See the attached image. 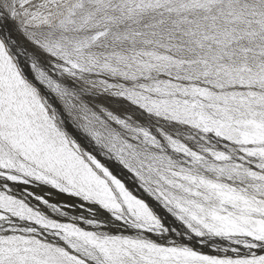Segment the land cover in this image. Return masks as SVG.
<instances>
[{"label": "snow or ice", "instance_id": "obj_1", "mask_svg": "<svg viewBox=\"0 0 264 264\" xmlns=\"http://www.w3.org/2000/svg\"><path fill=\"white\" fill-rule=\"evenodd\" d=\"M0 264H264V0H0Z\"/></svg>", "mask_w": 264, "mask_h": 264}]
</instances>
